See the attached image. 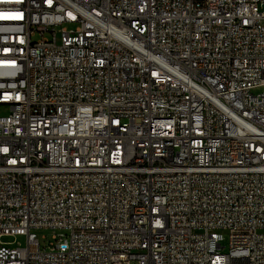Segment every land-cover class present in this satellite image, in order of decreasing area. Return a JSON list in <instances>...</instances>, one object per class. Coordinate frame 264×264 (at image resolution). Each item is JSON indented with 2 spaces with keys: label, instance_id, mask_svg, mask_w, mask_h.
<instances>
[{
  "label": "built area",
  "instance_id": "1",
  "mask_svg": "<svg viewBox=\"0 0 264 264\" xmlns=\"http://www.w3.org/2000/svg\"><path fill=\"white\" fill-rule=\"evenodd\" d=\"M258 88L264 0H0V264H264Z\"/></svg>",
  "mask_w": 264,
  "mask_h": 264
},
{
  "label": "rangeland",
  "instance_id": "2",
  "mask_svg": "<svg viewBox=\"0 0 264 264\" xmlns=\"http://www.w3.org/2000/svg\"><path fill=\"white\" fill-rule=\"evenodd\" d=\"M264 88H258L255 92H260ZM7 108L5 106H0V115L7 114ZM35 232L38 235V238L43 246L48 245L49 242L54 241L53 231L51 229H37ZM2 241L6 243H13L14 245L20 244L21 246L26 245V238L25 236H5L2 238Z\"/></svg>",
  "mask_w": 264,
  "mask_h": 264
}]
</instances>
